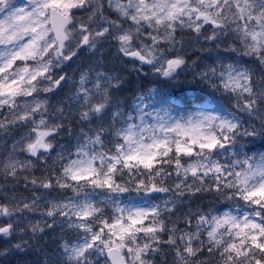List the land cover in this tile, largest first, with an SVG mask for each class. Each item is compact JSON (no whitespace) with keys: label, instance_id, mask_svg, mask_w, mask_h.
<instances>
[{"label":"snow or ice","instance_id":"snow-or-ice-1","mask_svg":"<svg viewBox=\"0 0 264 264\" xmlns=\"http://www.w3.org/2000/svg\"><path fill=\"white\" fill-rule=\"evenodd\" d=\"M0 264H264V0H0Z\"/></svg>","mask_w":264,"mask_h":264}]
</instances>
